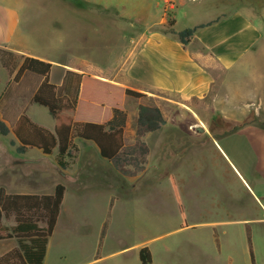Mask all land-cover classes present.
Segmentation results:
<instances>
[{
	"label": "rangeland",
	"instance_id": "rangeland-1",
	"mask_svg": "<svg viewBox=\"0 0 264 264\" xmlns=\"http://www.w3.org/2000/svg\"><path fill=\"white\" fill-rule=\"evenodd\" d=\"M100 1L106 8L84 0H0V28L4 34L11 31L9 47L0 48L21 56L12 48L22 47L56 63L89 71L96 65L115 64V49L123 46L127 34L148 28L160 16L152 8L151 14L142 15L140 20L121 17L109 6L115 0ZM12 78L0 63V120L11 123L15 113L28 109L34 121L52 126L54 121L47 109L30 104L41 78L29 73L18 83ZM250 97L253 100V93ZM100 114L101 108L84 102L77 110L78 117L97 118ZM167 119L169 124L193 123L170 111ZM254 119L251 115L245 123H254ZM208 124L220 126L224 132L238 129L219 116ZM167 135V151L181 153L180 157L169 158V162L155 158L153 169L149 167L152 177L147 179L145 172L139 181L136 178L147 162L131 145L121 156L125 172L122 175L112 165L103 169L96 162L88 166L83 159L77 160L83 141L76 139L62 177L54 155L41 156L35 150L25 156L17 155L13 135L0 136V185L8 192L46 193L57 183L66 186L46 264H141L139 246L149 249L150 264H264V225L246 228L239 222L261 217L262 211L228 164L211 143L200 148L193 141L190 143L187 134L172 130ZM128 142H132L130 137ZM245 142L242 137L219 140L226 153L236 158L264 156V148L249 147ZM254 167L250 168L252 172ZM77 172L79 186L71 183ZM101 172L113 174L115 186L110 185V179H101ZM166 174L174 176L181 209L170 180L163 177ZM113 189L118 191H114L116 199L112 202ZM183 216L189 224L220 222L222 225L213 229L217 238L214 239L212 228L203 225L180 228Z\"/></svg>",
	"mask_w": 264,
	"mask_h": 264
},
{
	"label": "crops",
	"instance_id": "crops-1",
	"mask_svg": "<svg viewBox=\"0 0 264 264\" xmlns=\"http://www.w3.org/2000/svg\"><path fill=\"white\" fill-rule=\"evenodd\" d=\"M84 1L89 4H101L100 0ZM106 6L104 3L101 4V7ZM109 6L116 10V15L119 14L121 17L126 15L136 20H140L141 16L148 12L151 14L152 8L160 16L159 20L148 28L127 34L123 46H117L115 49V64L96 65L89 71L73 64L56 63L49 57L31 54L22 47L12 50L51 63L53 67L50 80L56 86H60L66 72L71 71L145 94V98L138 100L125 98L123 102L127 116L124 150L129 145L137 148L139 156L147 162V167L140 170L141 174L137 176L136 181H139L145 172L147 179L152 177L155 158L169 162V158L177 160L180 157L181 153L177 155L166 149L167 134L170 131L187 134L191 139L190 143L193 141L197 147L206 148L209 143L214 146L239 184L261 209V217L257 215L239 222L246 228L247 226L251 228L250 225H264V156L236 158L231 153H226L219 143V140L242 137L249 147L264 148V130L259 125L264 120V0H115ZM167 18L174 21L173 29L176 32L214 21L215 23L197 29L190 42L182 45L176 37L165 33L163 27L167 23ZM9 33L10 30L4 34L0 28V45L9 47L11 39ZM40 83L41 79L37 87ZM252 93L253 100L250 97ZM192 102L193 106L190 105ZM139 105L158 107L162 111L166 124L156 134L136 135L135 121ZM169 111L177 113L180 117H188L193 123L169 124L167 119ZM15 114L13 122L6 123L8 126H12L18 119L20 113ZM26 114L34 123L43 126L32 119L28 109ZM251 115L255 117L254 123H245L246 118ZM215 116L234 123L237 131L224 132L220 126H210L208 121ZM82 121L92 120L86 118ZM43 127L52 131L54 123L52 126ZM10 135L12 134L8 136ZM129 137L132 142H128ZM12 138L17 147L18 142L13 136ZM229 144L227 146H230ZM79 148L77 160L83 159L88 166L94 162L100 164L103 169L112 165L98 156L97 149L92 143L83 141ZM141 148L146 149L143 156ZM33 150L44 156L36 149H28L22 156ZM251 166H255L253 172L250 170ZM149 167L152 169L149 170ZM98 174L103 180L110 179L108 180L110 185L115 186L116 178L113 174L106 172ZM77 175L78 172L73 175L71 183L79 186ZM163 177L169 180L172 177L175 183L173 174L168 176L166 174ZM53 187L46 193H51ZM115 190L118 189L112 190L114 195L111 198L112 202L116 199ZM230 192L234 195V191ZM185 223L186 226L180 228L194 229L203 226L212 228L214 239L217 238V233L213 229L222 225L217 221ZM53 235L48 241L43 264H46ZM15 247L17 242L14 239L0 241V256ZM141 248L144 247L139 246L137 250Z\"/></svg>",
	"mask_w": 264,
	"mask_h": 264
},
{
	"label": "trees",
	"instance_id": "trees-1",
	"mask_svg": "<svg viewBox=\"0 0 264 264\" xmlns=\"http://www.w3.org/2000/svg\"><path fill=\"white\" fill-rule=\"evenodd\" d=\"M213 23L215 21L176 32L173 29L174 21L167 18L163 29L165 33L176 37L182 45H187L197 29ZM17 61L19 64H16ZM0 63L13 76L15 83H18L25 73L41 78L30 104L46 108L54 121L51 131L34 123L25 110L12 126L0 120V136L13 135L18 142L15 149L17 155H24L28 149H36L46 157L54 155V162L63 177L75 148L73 143L77 139L92 143L102 160L111 163L120 174H125L121 160L127 118L123 102L125 98H145V94L71 71H67L62 84L56 86L50 80L53 67L51 63L35 57L17 56L6 48H0ZM81 102L101 108L103 114L97 118L78 117L77 110ZM85 117L96 122L82 121ZM165 124L163 113L158 107L138 106L135 121L137 136L156 134ZM259 125L264 130V123ZM12 145L14 146V142ZM145 153L146 149L141 148L142 156ZM170 182L181 209L172 177ZM65 193L66 186L63 183L54 185L51 193L43 194L9 193L0 185V241L14 239L17 242V247L0 256V264H43ZM185 226L183 216L181 227ZM138 257L141 264H150L152 261L147 247L139 250ZM251 257L253 262V254Z\"/></svg>",
	"mask_w": 264,
	"mask_h": 264
}]
</instances>
